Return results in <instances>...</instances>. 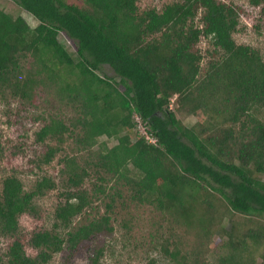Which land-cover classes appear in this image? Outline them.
I'll return each mask as SVG.
<instances>
[{"label": "trees", "instance_id": "trees-1", "mask_svg": "<svg viewBox=\"0 0 264 264\" xmlns=\"http://www.w3.org/2000/svg\"><path fill=\"white\" fill-rule=\"evenodd\" d=\"M15 1L38 25L0 7V99L54 101L70 114L41 117L35 133L45 151L33 163L41 169L61 155L59 184L44 176L27 190L16 173L3 180L0 264H49L60 253L65 264L84 253L100 264L118 210L132 205L154 211L150 244L171 264H264V59L234 39L241 8L233 0L161 11L142 10L144 0ZM250 3L264 21V0ZM104 66L124 91L98 74ZM135 114L156 144L138 133ZM59 187L53 229L24 235L20 219L39 218L36 199Z\"/></svg>", "mask_w": 264, "mask_h": 264}, {"label": "rangeland", "instance_id": "rangeland-1", "mask_svg": "<svg viewBox=\"0 0 264 264\" xmlns=\"http://www.w3.org/2000/svg\"><path fill=\"white\" fill-rule=\"evenodd\" d=\"M182 0H144L140 3L142 10L156 8L161 11L165 5ZM239 6L241 12V32L234 35L238 44H245L258 49L264 59V21L261 20L260 8L251 5L250 0H233ZM0 7L14 17H23L31 28H36L38 21L29 13L22 10L15 0H0ZM59 40L70 53L76 55V48L73 43L62 33ZM200 49L205 52L209 49L206 40L199 44ZM98 74L103 78L112 79L113 84L118 86L121 91L124 87L120 85V79L109 67L104 66ZM40 105V104H39ZM38 107H27L16 100L0 99V197L2 193V183L5 177L16 173L23 181L27 190H30L35 181L44 176L53 178L60 183V166L57 156L55 160L41 169L36 168L33 163L36 158L45 151V146L35 142V133L44 125L45 119L50 114L60 113L70 114L68 109H60L54 101ZM179 118L187 127H192L196 119L192 116H182ZM135 135H139L136 131ZM107 141L112 147L116 144L115 140L101 138ZM60 188L49 192L46 196L37 198L36 205L39 209V218L25 215L20 219L21 230L24 235L37 229L51 230L55 223V209L60 201ZM154 211L147 206L132 205L130 209H119L118 218L114 220L115 231L105 242V253L100 264H147L150 259H155L158 264H171L165 257L160 248L151 245L150 233L155 230L153 225ZM79 221V218L76 219ZM76 222V223H77ZM126 223V226H125ZM65 233V231H60ZM218 239V238H216ZM7 240L0 238V249H5ZM214 245H212L213 247ZM27 253L35 256L37 250L27 247ZM89 254L84 253L78 256L71 264H91ZM214 260L213 253L210 255ZM63 253L56 254L49 264H65ZM258 259L257 264H261Z\"/></svg>", "mask_w": 264, "mask_h": 264}, {"label": "built area", "instance_id": "built-area-1", "mask_svg": "<svg viewBox=\"0 0 264 264\" xmlns=\"http://www.w3.org/2000/svg\"><path fill=\"white\" fill-rule=\"evenodd\" d=\"M134 121L136 123V129L138 131V133L141 135V136H145L146 139L152 143V144H156L157 143V140L156 139H153L151 138L149 135H148V128L146 126V124L144 123L142 117L138 114H135L134 115Z\"/></svg>", "mask_w": 264, "mask_h": 264}]
</instances>
